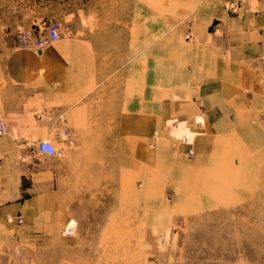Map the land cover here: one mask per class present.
I'll return each mask as SVG.
<instances>
[{"label":"rangeland","instance_id":"374dc122","mask_svg":"<svg viewBox=\"0 0 264 264\" xmlns=\"http://www.w3.org/2000/svg\"><path fill=\"white\" fill-rule=\"evenodd\" d=\"M196 1L0 0V49L55 25L60 37L50 45L95 43L101 76L115 59L124 64V96L65 101L75 107L62 127L42 134L58 151L40 162L57 174L66 158L64 178L50 181L43 200L57 206L46 214L60 239L55 264H264V66L257 77L235 66L238 78L219 74L224 88H205L215 74H201ZM243 1L223 0L224 9L237 15ZM145 26L150 98L146 63L132 70L137 53L146 56ZM115 39L117 58L105 53ZM78 53L83 79L91 62ZM220 114L226 122H216ZM108 202L114 207L99 208ZM25 222L14 214L0 225V264H35L36 253L51 264L52 246L15 239Z\"/></svg>","mask_w":264,"mask_h":264},{"label":"crops","instance_id":"0c3cea01","mask_svg":"<svg viewBox=\"0 0 264 264\" xmlns=\"http://www.w3.org/2000/svg\"><path fill=\"white\" fill-rule=\"evenodd\" d=\"M243 4L242 11L232 15L224 9L223 0L195 2L197 8L194 11L195 20L191 32L198 39L197 47L204 52L202 59L211 67L207 68L206 63L202 65L201 74H215V77L202 79L201 83L205 84V88L214 90L224 88L219 74L228 72L232 78L235 76L238 78L235 75V66L245 69L248 75L255 73L256 77L263 72L264 0H244ZM148 30L150 32L147 33L145 26L142 36L147 46L146 56L137 53L132 61V70L134 68L139 71L145 70L146 63L147 74L144 75V79H148L149 91L145 96L148 95L150 98L153 93L155 94V86L154 90L151 89L154 55L147 45L149 41L152 44L153 40L151 27ZM116 44L115 39L113 49L109 48L105 53L113 54L115 58L117 53L121 55V47L118 49ZM96 50L98 49L95 43L90 41L57 43L39 51L17 46L0 49V104L3 106L8 128L5 137L0 138V225L3 228L2 224L7 222L9 216L23 214L27 220L25 222L27 228L23 233L15 232V239L28 246H52L49 248L51 254H47L46 263L55 264L58 253L54 246L60 239L47 230L49 221L46 214L51 213L57 206L44 205L43 200L44 197L51 195L50 181L55 176L57 180L64 178L66 158L61 160L58 157L63 168H60L57 174L41 163L40 161L52 156L38 149V143L43 140L42 134L62 127L61 116L75 107L63 106L65 101L71 104L82 98L86 100L104 96L118 98L124 96L126 92L123 61L116 63L115 59L110 74L101 76L98 71ZM78 51H82L83 58L86 59L88 56L91 62L88 69L91 74L88 76L86 71L83 79L76 76L74 69L77 55H80ZM65 66L66 72L60 70ZM81 87L85 90H80ZM130 101L136 103L135 99ZM90 103L88 100V108L91 106ZM121 103H125L124 97L122 101L118 100V104ZM217 116L216 122H226L225 116L221 114ZM188 148L189 146H186L185 149ZM110 207L114 206L108 202L99 208ZM74 224V220L68 222L67 227L73 228ZM42 230L44 232H38ZM40 262L42 260L36 253L33 263Z\"/></svg>","mask_w":264,"mask_h":264},{"label":"built area","instance_id":"2783aa9c","mask_svg":"<svg viewBox=\"0 0 264 264\" xmlns=\"http://www.w3.org/2000/svg\"><path fill=\"white\" fill-rule=\"evenodd\" d=\"M59 37L60 30L57 26L54 25L50 27L46 33L41 34L40 36H35L30 33H23V35L19 36L17 42L21 48L28 47L39 51L45 48L46 46L54 43V41L58 40ZM7 130V123L4 119V113L0 106V136L5 135L7 133ZM38 149L39 151L50 155H56L58 151L56 150L55 145L51 141L46 139H43L38 143Z\"/></svg>","mask_w":264,"mask_h":264}]
</instances>
